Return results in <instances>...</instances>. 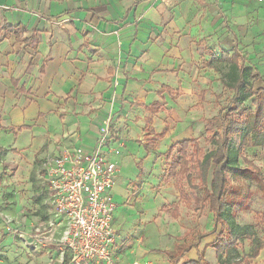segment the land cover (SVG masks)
Segmentation results:
<instances>
[{"label": "crops", "instance_id": "crops-1", "mask_svg": "<svg viewBox=\"0 0 264 264\" xmlns=\"http://www.w3.org/2000/svg\"><path fill=\"white\" fill-rule=\"evenodd\" d=\"M262 29L264 2L257 0H0V264L68 263L42 162L71 147L92 152L108 126L116 135L104 151H120L112 158L122 221L113 257L116 264L148 262L154 252L141 231L125 229L127 210L149 191L161 206L175 201L169 151L193 136L205 78L219 74L220 64L226 72L218 78H227L234 63L262 77L264 47L251 46ZM154 103L157 113L149 109ZM138 155L154 170L123 175L121 163ZM147 207L151 227L158 208L140 209Z\"/></svg>", "mask_w": 264, "mask_h": 264}, {"label": "rangeland", "instance_id": "rangeland-1", "mask_svg": "<svg viewBox=\"0 0 264 264\" xmlns=\"http://www.w3.org/2000/svg\"><path fill=\"white\" fill-rule=\"evenodd\" d=\"M252 23L254 22L252 21ZM263 30L264 29H262V31ZM253 38L255 41L251 43V46L253 48L256 47L257 50L262 53L261 48L264 47V34H256ZM209 51V53L212 52V50ZM257 61L258 64H260L258 67L262 77L255 82L254 90L264 89V55L260 54L257 57ZM218 72L219 74L217 72H209L210 75L205 78L207 83L203 89L206 93L205 99L202 103L193 107V112L196 113L197 111L198 120L196 121L197 125L195 126V131L191 138L196 139L198 147L203 154H207L214 150V146L210 144L208 138H210L211 132L218 127L219 121L217 119L213 120V118L217 116L219 108L227 105L231 97V93L222 87L223 78H218V76L226 72V67L220 64L218 66ZM196 88L201 90L200 86ZM244 108L253 110L251 101L246 102ZM197 127H199V129H196ZM110 134L111 138L116 135L113 130L110 131ZM163 148L164 146L162 144L158 147L159 151ZM190 152L189 150L187 153ZM242 152L247 161L257 168L260 176L244 169L245 164L242 161H239V166L237 168L231 169L228 172V192L232 199L231 213L236 224L252 231L256 238L264 242V146L259 148L245 147ZM133 155L136 157V154ZM168 158L170 165L172 161L178 158V155L173 152ZM169 165L167 166V170ZM135 167H138V170H154L152 160H144L141 158V155L137 156L136 161L133 157L129 156L125 162L121 163L123 175H130L132 177ZM171 183L174 185V179H172ZM184 185L189 198L188 201L181 199L176 191L177 197L174 199L175 201L172 204L168 203L167 205L161 206V197L157 195V192V196L155 197L154 194H149L150 191H145V196L138 203L137 208L127 210V214L124 218L127 222L125 229H138L141 231L142 234L145 235V247H148L150 251L154 252L148 256V262H144L143 264H175L174 260L180 258L184 252H186L182 256L184 261L189 260L188 256L191 255H193L194 260H196L197 255L200 254L203 256L206 263L216 264L215 251L210 247V243L215 240L220 228L219 226L217 227L216 235L201 237V235L209 232L213 228V217L208 211L204 193L202 191H193L189 189L186 183ZM158 187L154 186L151 190L155 191ZM150 202H154L158 208L156 210L153 209L151 227H149V219H151V216H147L146 214V212L149 213L150 207H147L145 212L140 209L144 208V205L148 206ZM114 203L115 205L117 204L116 200H114ZM174 206H177L176 214L173 211ZM120 209L121 208H118L117 204L113 213L115 221L112 222V225L114 229L119 226L122 227V221L120 223L118 213ZM8 220L9 219L4 218L5 222ZM136 221L141 223V226L138 228L136 225H133L134 223L136 224ZM149 229L153 231L154 241H149L148 237H146L147 233L150 231ZM248 252L249 242L243 238L238 242L235 250L231 253L229 261L233 262L238 260ZM168 253H173V256L170 257L171 254L169 255ZM250 263L264 264V248L260 251L259 256L251 260Z\"/></svg>", "mask_w": 264, "mask_h": 264}, {"label": "trees", "instance_id": "trees-1", "mask_svg": "<svg viewBox=\"0 0 264 264\" xmlns=\"http://www.w3.org/2000/svg\"><path fill=\"white\" fill-rule=\"evenodd\" d=\"M221 59L227 61L224 55ZM230 69L228 77L222 80V86L231 93V97L227 105L219 108L217 116L213 118L219 123L208 138L214 150L203 154L194 138L175 144L169 152L177 153L178 158L169 165L167 176L168 180L174 179V190L184 201L189 200L184 188L185 183L189 189L204 193L208 211L213 217V228L201 237L216 235L219 226V233L210 243V247L215 251L216 264H251L250 261L256 259L264 248V242L256 238L252 231L236 224L231 213L232 199L228 192V172L237 168L239 161H242L245 164L244 169L260 176L257 168L247 161L242 151L245 147L264 146V89L254 90L255 82L261 79V75L254 68L237 66L234 63ZM248 101H251L253 110L244 108ZM149 109L150 112L157 113L160 106L154 103ZM164 133L165 130L152 137V147L163 138ZM189 150L191 154L187 153ZM173 211L176 214L177 206H174ZM243 238L249 242V252L230 262L231 253ZM168 254H171L170 257L173 256V253ZM183 254L174 260L175 264H180ZM69 259L70 254L66 251L64 262H68ZM182 264L210 263H206L199 254L196 260Z\"/></svg>", "mask_w": 264, "mask_h": 264}, {"label": "built area", "instance_id": "built-area-1", "mask_svg": "<svg viewBox=\"0 0 264 264\" xmlns=\"http://www.w3.org/2000/svg\"><path fill=\"white\" fill-rule=\"evenodd\" d=\"M110 131L108 126L90 153L71 147L42 162L51 216L63 229L62 249L70 254L67 264H116L112 190L119 170L112 158L120 153L116 148L104 151ZM5 224L7 232L18 234L9 220Z\"/></svg>", "mask_w": 264, "mask_h": 264}]
</instances>
